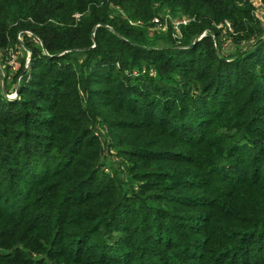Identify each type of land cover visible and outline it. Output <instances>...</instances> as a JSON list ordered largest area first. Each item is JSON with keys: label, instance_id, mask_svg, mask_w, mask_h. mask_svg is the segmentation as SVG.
Here are the masks:
<instances>
[{"label": "trees", "instance_id": "16d2710c", "mask_svg": "<svg viewBox=\"0 0 264 264\" xmlns=\"http://www.w3.org/2000/svg\"><path fill=\"white\" fill-rule=\"evenodd\" d=\"M251 2L0 0V52L30 53L18 98L0 86V264H264V27ZM164 9L192 19L182 46L149 41ZM226 20L234 57L202 54L210 36L191 40ZM104 95L136 116L104 123L129 185L101 168Z\"/></svg>", "mask_w": 264, "mask_h": 264}, {"label": "rangeland", "instance_id": "374dc122", "mask_svg": "<svg viewBox=\"0 0 264 264\" xmlns=\"http://www.w3.org/2000/svg\"><path fill=\"white\" fill-rule=\"evenodd\" d=\"M252 11L254 15L263 23L264 27V2L263 0H252ZM168 10V9H167ZM161 15H165V24L167 25V31H161V30H155L152 28L150 31V38L149 41L151 44H153L155 47L162 48V47H169V46H174V45H183V41L185 38V32L183 30L184 26L183 21H186L185 19L188 18L190 21L187 24H190L192 22V19L190 16L184 15L182 13L176 14L172 13L169 11H166V9L162 10ZM187 19V20H188ZM175 22V27L172 30L171 27H173ZM186 24V25H187ZM178 27V29H177ZM177 31H176V29ZM214 31H219L220 35L216 36L214 34ZM230 32H233L231 29L230 23L226 21H213L212 25L209 26L208 29H204L193 41L192 44L194 45L198 41H203L205 37H209V39L205 40L202 46V50L200 49V52L202 54H207L210 52L212 49L220 56H227V57H234L232 54L235 53L237 47H235V44H233L232 40L229 38ZM172 36L170 39L169 37ZM173 38L176 41H172ZM252 42H256V40H252ZM180 49L185 48V47H178ZM12 54L15 56L13 61L20 62L22 59L26 58L27 59V64L25 67V73L29 72L30 69V64H29V57L30 53L25 50V48L18 44L14 43L11 45L9 50H1L0 52V86L3 87V91L6 93V97L10 96V98H18L19 95V90L16 88L17 85L19 84L21 80V76L18 77L17 82H12V78L14 76V69L11 67V62L9 63L10 57ZM6 62V64H5ZM7 67V68H6ZM10 67V68H9ZM2 70V72H1ZM157 71H152V74L156 76V79L159 80L160 77L157 76ZM137 74V73H136ZM6 75L9 76L8 79V84H10L9 90L4 88V81L6 83ZM117 73H115L113 76H116ZM6 86V84H5ZM99 87H105V86H99ZM154 93V92H153ZM99 101L104 103L101 107L96 108L98 110V115L100 121L98 122L99 127L101 128L100 131H102V139L106 142V144L112 142H115V138L110 135V133H114L116 130H110L109 127H107L104 123L106 122V119H118L119 120H126V121H131L135 119L136 116H132L128 112H126L123 109H118V107L115 105V103H111L112 100L110 98H107L106 95H104L103 99L99 98ZM105 117V119H104ZM133 117V118H132ZM104 119V120H103ZM144 128H139V129H133V132H141ZM111 131V132H110ZM122 133H126L130 130L127 129H120L119 130ZM110 132V133H109ZM119 133V132H118ZM110 141V142H109ZM111 144V143H110ZM106 145L104 148V152L101 157V168L105 173L108 174H115L119 173L121 177L125 180L123 183L126 185L131 184L132 179L130 178L131 176L128 174V169L127 165L128 162L123 159L121 155H119V151L117 148H115L112 145ZM108 146V147H107ZM185 150L190 151L189 146H183ZM130 180V181H129Z\"/></svg>", "mask_w": 264, "mask_h": 264}, {"label": "built area", "instance_id": "2783aa9c", "mask_svg": "<svg viewBox=\"0 0 264 264\" xmlns=\"http://www.w3.org/2000/svg\"><path fill=\"white\" fill-rule=\"evenodd\" d=\"M165 15H160V16H157V17L154 18V20H153V23H154L153 29H155V30H161V31H167V25L165 24L166 19L164 17ZM187 19L188 18L185 19L186 21H183L181 23H183V25H186L190 21V19H188V20ZM175 25L176 24L174 22L173 27H171L172 30L174 29ZM177 29H178V27H177ZM177 29H176V31H177ZM19 39L22 40L21 35L19 36ZM11 58H12V54H11L10 60H11ZM14 58H15V56L13 55V58H12L11 61H9V63L11 62V64H12L11 67H12V69L15 70L14 72H17L20 69V62L13 61ZM1 72H2V70H1ZM8 98H10V96H8Z\"/></svg>", "mask_w": 264, "mask_h": 264}, {"label": "water", "instance_id": "95a60500", "mask_svg": "<svg viewBox=\"0 0 264 264\" xmlns=\"http://www.w3.org/2000/svg\"><path fill=\"white\" fill-rule=\"evenodd\" d=\"M26 70H27V69H26ZM26 70H25V71H26ZM4 88H5V81H4Z\"/></svg>", "mask_w": 264, "mask_h": 264}]
</instances>
